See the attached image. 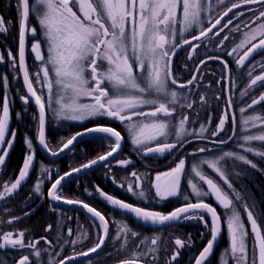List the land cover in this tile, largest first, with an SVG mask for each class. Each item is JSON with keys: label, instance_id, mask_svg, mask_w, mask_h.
Listing matches in <instances>:
<instances>
[{"label": "snow or ice", "instance_id": "snow-or-ice-1", "mask_svg": "<svg viewBox=\"0 0 264 264\" xmlns=\"http://www.w3.org/2000/svg\"><path fill=\"white\" fill-rule=\"evenodd\" d=\"M215 2L221 7V11L213 16L212 13L216 9L212 6V0H16L18 60L10 50L8 59L12 62V67H18L23 73L27 95L21 96V101L27 105L34 99L38 107V117L34 118L38 119L39 124L37 137L39 145L50 150L51 155L56 156L65 149H69L78 137L86 134L98 135L102 142L104 140L109 142V150L106 154L59 175L51 183L47 192V197L52 201L79 205L91 214L94 222L99 221L97 225L101 229L99 239L87 251L80 252L79 256L88 257L103 248L108 239L109 220L96 208L81 200L64 198L60 191L62 182L83 169H90L99 162L113 157L114 153L121 148L124 137L113 127L95 126L72 135L61 143L58 150H51L45 138L46 111L51 110L57 119L77 122L97 117L112 118L121 123L127 122L125 127L131 137L132 145L141 150L145 156L171 152L180 146L186 137L193 134L200 139H206L204 133L207 129L203 124L196 133L187 128L190 120L195 123L199 113L190 117L187 112H178L179 109L193 108L192 102L188 99L187 90L189 86L195 87L198 77L193 74L187 82L181 81L175 74L173 57L184 45H190L191 52L188 59H192V53L201 47V43L193 44V41H203L207 46V42H210L212 38L221 37L225 29H228L231 34H240L238 42L226 52L227 56L233 57L238 68H244L254 54L264 53V0H215ZM74 8L77 11H74ZM237 9L240 11H235ZM248 13L252 15L247 20H241ZM30 16H35L37 19L41 37L40 40H35L31 44V52L35 54V60L41 62L40 71L35 74V81L43 83L47 90V98L42 92L38 94L26 65L27 38L28 36L35 38L38 34L37 27L30 23ZM205 19H207V26L204 23ZM177 24L180 25L179 29ZM194 28H199V32L187 37L185 34ZM7 31L6 21L0 16V33L6 34ZM204 38L207 40L205 41ZM229 40L230 36L225 34L217 42V46L222 48L224 42ZM42 43L46 46V55L41 53ZM208 59L219 60L223 65L225 84H227L228 79H231L229 63L219 56H210ZM2 62L4 57L0 54V63ZM206 63V60L200 61L199 65ZM257 68L264 70V61L253 60L248 66L245 75L249 79L245 89L240 92L242 99L250 97V102H246L239 108L242 117L239 138L243 142L238 144V147L242 149V152L224 151L219 156L201 159L192 165L191 173L206 184L208 189L205 191L198 183L193 182V179H188L191 193L197 198L196 202H186L172 212L163 214L114 198L112 195L105 194L99 187L96 189L99 195L114 208L132 214L144 223L165 225L181 220H200L205 223V227H208L207 222L204 221V214H209L212 221V226L209 228L210 239L195 258V264H205V261L213 254L223 231L221 214L203 200V197L209 195L214 196L224 210V227L229 236V246L222 250L227 259L218 256L217 264H264V225L260 223L264 213L257 216L255 205L243 202L239 192L233 191L234 199L230 198L229 193L202 167L207 165V168L219 176L228 189H233V184L222 162L231 159L259 170L258 164L244 154L264 158V108H257L264 103V91L259 95H253L256 88H264V71L253 75ZM201 70L198 66L195 71ZM217 83L219 84L220 81ZM232 83L235 84V80H232ZM7 85L6 76H0V86L7 87ZM215 98L220 99L218 95ZM199 99L202 105L208 102L204 95H201ZM233 107L234 101L229 97L216 129L211 132L212 137H218L225 130V125L231 121L232 135L228 139H213L211 143L226 144L237 135V118L232 112ZM145 108L148 110L145 111ZM249 110L253 111L245 116L244 114ZM19 116L18 113L17 117ZM10 118V100L5 95L3 104L0 106V166L5 165L8 150L13 146L16 136L15 131H12L11 137L8 138ZM252 129H259V131L253 132ZM170 137H174V140H170ZM253 142H259L260 147H256ZM25 149L26 159L19 172V178L10 185L3 186L0 199H4L5 194H13L14 190H17L29 176V169L34 159L32 155L34 143L27 136ZM198 152H212V149L200 147ZM131 163L130 159L118 161L119 165L125 167ZM42 171L47 170L42 169ZM185 174L186 161L183 158L176 163L175 167L156 173L151 183L156 197L163 201L180 194L181 180ZM130 175L135 178V188L133 181H129L126 190L134 196L147 199L144 190L136 191L142 187L141 182L144 177L136 171L131 172ZM34 191L38 196L42 195L39 183L34 186ZM184 199L188 201L189 198L185 196ZM237 201L241 202L239 207ZM241 209L250 224L251 240L248 239L249 232ZM51 210L57 211L55 208ZM30 214L25 212V215ZM18 219L20 217H15L8 223L11 224ZM55 227L58 228L60 225L57 224ZM116 227L114 240L122 241L119 249H126L129 246V238L140 235L123 222ZM53 228V224H47L45 231L50 232ZM68 235H72L71 228L68 229ZM82 235L85 239L87 238V234ZM24 237V231L2 233L0 249H32L38 264L42 250L37 245L41 240L45 243L50 241L47 237H41L39 240L26 242ZM57 240H60L59 233H57ZM159 241V236L150 240L141 239L139 243L133 245L131 255L120 259L118 264H140L141 261L146 264L145 258L150 253L155 257ZM78 242L81 241H72L73 244ZM174 244L175 248L169 264L178 260L181 249L186 245L191 246L192 240L190 236L187 241L176 238ZM141 245L144 246L140 247ZM73 259L75 257H68V260ZM18 264H32V262L28 255H22ZM49 264L53 262L49 261ZM54 264H66V261L61 259Z\"/></svg>", "mask_w": 264, "mask_h": 264}, {"label": "trees", "instance_id": "trees-1", "mask_svg": "<svg viewBox=\"0 0 264 264\" xmlns=\"http://www.w3.org/2000/svg\"><path fill=\"white\" fill-rule=\"evenodd\" d=\"M0 15L6 21V25L8 31L6 34L0 35V50L4 57V62L0 63V76H6L8 85L7 87L0 86V99L7 95L10 100V114H11V128L16 131V139L14 146L9 153L6 163L3 167L2 173L0 174L1 181H9L17 178L18 173L22 167L26 149H25V137L29 132H33L34 125L31 121V117L37 113H35L34 107L31 103L27 105L24 104L20 97L26 95L20 78L18 76L17 67H12V62L8 60V51L16 56L18 49V11L16 8V0H0ZM32 21V25L37 27V40H40V29L37 23V19L35 16H30V23ZM191 36V35H190ZM188 36V37H190ZM206 41L207 38H204ZM203 42V41H202ZM201 43V42H196ZM27 65L28 70L30 72V78L33 80V84L39 86V83L35 81V74L40 71L41 62H35L31 59V55L28 54L29 50V36L27 38ZM43 45L44 55H46V46ZM189 45L184 46L178 53L175 55L173 60L174 71L176 70V60L177 57H181L182 52ZM210 56H219L225 61L229 63L230 68V77L228 79L227 84H225V74L223 72V65L219 62V60H209ZM206 60L207 63L201 65V71L197 73L198 80H200V72L204 69H208L214 75V78L209 75L208 77L203 78L204 82L212 83V80L220 78L218 87H220V91L216 90L211 92L209 96L211 108L209 112L205 116H201L196 119L195 123H192L191 120L187 125L189 131H194V133L199 132L200 125L203 124L207 131L204 133V137L206 139H200L197 135L193 134L188 137L182 144L178 146L175 150H173L170 154L165 156L164 158L154 159L153 157H141L135 158L130 153L129 149H133L134 145H132L131 140L127 137V146L122 152V159H130L133 161L131 165H128L125 168L115 167L112 163H108L107 165L101 167L100 169L78 179L67 183L60 191L64 198L73 199V200H81L91 207L96 208L103 215H105L106 219L109 220L110 229L114 230V235L117 231V225L123 222L126 224L131 230L139 233L140 235L136 238H129V246L126 249H119V246L122 241H115L114 237L109 239V243L104 251L95 256L92 259L83 261L79 264H115L118 263L120 259L127 258L131 255L133 250V245L139 243L141 239H144V234H154L159 233L161 231H171L168 232L172 236H182L187 235L186 233H192L193 228L189 223H181V224H171L169 227L158 228L155 230L153 228L144 227L135 222L134 219L122 212H118L116 209L111 207L102 201L97 195V187L102 190L107 195H112L114 198H118L127 203L133 204L135 206H139L141 208L151 209V210H159L162 213H170L179 206L184 205L186 202H196L197 198L191 193V188L188 185V179H193V182L198 183L199 186L203 187L205 191L207 188L194 174L191 173V167L193 164L198 163L201 159L212 158L214 156L221 155L224 151H234V152H242V149L238 147V144L243 141L240 140V127H242V117L239 112V108L244 106L246 102H250V97H244L243 99L240 97V92L243 91L247 85L248 77L245 75V70L252 63L253 60H257L256 57L250 59L244 68H238L231 62L222 51H212L202 55V57H197V65L194 69L193 74L196 73V68L199 65L200 61ZM257 73L254 72L253 75ZM192 74V75H193ZM42 77V73H40ZM191 75V76H192ZM191 78V77H190ZM189 78V79H190ZM188 79V80H189ZM187 80V81H188ZM232 80H235V84L232 85ZM186 81V82H187ZM224 83V84H222ZM200 84V83H196ZM195 84V85H196ZM34 85V87H35ZM232 85V86H231ZM194 87L189 86L187 92L191 91ZM36 89V88H35ZM227 89V91H225ZM264 88H256L253 95H259ZM219 96L220 99L217 100L215 97ZM231 97L234 101V107L232 112L235 114L237 118V135L234 136L228 143L222 145H215L211 143L213 139H228L229 136L233 133V125L231 121L226 124L225 130L219 134L218 137H212L211 132L214 130L216 124L218 123L220 116L222 114L223 108L226 106V100ZM258 109L264 108V103L257 106ZM148 110L147 108L144 109ZM179 111V110H178ZM253 110H249L248 113L244 115H249ZM20 114L19 118L17 114ZM211 114V115H209ZM48 115V110L46 111V118ZM38 116V115H37ZM76 123L74 121L64 122L61 129H64L67 133V136H72L75 133L81 131L82 129L89 128L91 126L104 125L111 126L115 128L117 131H120L122 136L126 133L119 123H114L108 119V117H99L96 119H91L86 121L82 125H72ZM209 123V125H208ZM48 126V119H47ZM253 132L259 131V129H252ZM247 134V133H244ZM170 140H174V137H170ZM126 141V140H125ZM256 147H260L259 142H253ZM108 141H101L100 138L88 139L82 142L78 147H76L71 154H67L64 157L60 158L56 161H50L46 159L43 154L38 150L36 152V164H35V173L39 170V177H31L28 179L19 189V191L11 198L10 200H15L16 202H21L26 200L28 197H32L35 195L34 186L39 182H41L43 178L44 172L42 171L45 168L48 172H50V182L52 183L59 175H62L68 171H70L74 167H79L84 163L89 162L101 154H105L108 149ZM200 147H207L212 149V152L199 153L198 149ZM38 149V148H37ZM35 148V150H37ZM74 152V153H73ZM141 150H137L136 153H140ZM195 153V155H193ZM172 154L174 156L172 157ZM248 155V158L253 160V162L258 164V169H252L250 166L243 165L240 162H234L231 159H228L224 163L225 170L229 172V178L231 183L233 184V189H228L227 185L223 184V181L220 180L219 176H217L211 169L207 168V165H203V170L211 176L216 182H218L222 188L227 191L230 195V198L234 199L232 195L233 191L239 192L241 197L243 198V202L248 203L249 205H255V213L257 216H261V213H264V158H258L251 154ZM181 158L186 161V174L181 180V190L180 194H178L175 198L167 199V200H159L154 195L151 184V175L162 168H167L173 166L176 162H178ZM119 170L125 172L126 174H130L132 171H136L141 174L144 179L142 180V188L146 192L147 199H140L137 196L130 194L123 187H120L115 183V180H120L116 178V175L119 174ZM240 174L237 175L236 173ZM112 177L114 179H112ZM46 178V177H45ZM47 191V184H42L41 193L39 195V200H42V203L36 213L32 216V220L45 219L44 214H41L40 211H44L52 214V210L49 207L55 208L66 216L70 217L67 225H64V222L60 223L61 232L55 231L53 233L47 232L41 235H37L36 238L47 237L50 243L46 244L44 241H41L38 248L42 250L41 257L39 258L38 264H49V261H52L53 264L55 261L64 259L68 256L80 253L82 251H87L91 246H88L85 242V238L82 234H86L85 230H87L91 236L95 234V227L97 225L85 214L79 211L67 210L64 208H59L56 206H50L47 202V197L45 195ZM91 193V194H89ZM188 196V201H185L184 197ZM159 200V201H158ZM204 202L211 204L213 207L215 203L211 195L203 197ZM237 206L239 207L241 202L237 201ZM17 203L12 204L13 208H15ZM217 212L221 214V223L223 227L222 234L217 242V245L214 249L213 254L209 257L208 260L205 261V264H217V257L220 256L223 259H227V256L222 251L229 246V236L227 233L226 227H224L225 217L224 210H221L219 207H215ZM242 212V209H241ZM242 217L246 228L248 229L249 235L248 239H252L251 231L249 230V224L246 219V214H243ZM57 220L59 218L57 217ZM34 223V221H33ZM261 225H264V216H261L260 219ZM64 225V226H63ZM72 229V235L68 237L66 234V229ZM57 233H59L60 240H57ZM157 236V235H156ZM160 237V236H159ZM193 244L191 247L185 248L180 252L177 261H172L171 264H194L195 258L198 257L199 253L203 250V248L207 245L208 240L210 239V232L203 234L201 239L193 237ZM67 239V241L65 240ZM77 240L81 241L73 244L72 241ZM66 241V242H65ZM67 243L73 244L75 247H80V249H74V252L70 253L66 245ZM163 246H168L167 242L164 241L162 237H160V241L157 245L158 251L156 254L161 252V248ZM142 247V246H141ZM47 249V251H43ZM119 249V251H118ZM137 251V249H135ZM155 254V255H156ZM169 254V253H168ZM165 258L163 264H169V259ZM22 255H28L32 264H36L37 258L33 255L32 249H0V262L2 264H16ZM146 264H153V262H149L147 258H145ZM144 263V261H141Z\"/></svg>", "mask_w": 264, "mask_h": 264}, {"label": "rangeland", "instance_id": "rangeland-1", "mask_svg": "<svg viewBox=\"0 0 264 264\" xmlns=\"http://www.w3.org/2000/svg\"><path fill=\"white\" fill-rule=\"evenodd\" d=\"M212 6L216 9L215 12L212 13V15H216V13L220 12L221 11V7L220 6H217L216 5V2L215 0H212ZM17 8V7H16ZM74 11H77L76 8L73 9ZM235 11H240L239 9L235 10ZM79 14V13H78ZM230 16L232 14H229ZM252 13H248L247 16L245 17H242L241 20H247L249 16H251ZM1 16V15H0ZM178 18H179V13H178ZM227 18H225L226 20ZM205 26H207V19H205ZM223 23V21H222ZM237 23H239V21H237ZM31 24H32V21H31ZM7 27V25H6ZM180 25L177 24V28L179 29ZM219 27V26H218ZM230 28L232 27L231 25L229 26ZM241 27L243 28V24H241ZM8 29V28H7ZM199 28H194L192 31H190L189 33H186L185 35L188 37L190 35H193V34H196L199 32ZM245 31H247V29H244ZM215 31V30H214ZM4 33H0V35H3ZM225 34H228L230 36V40L229 41H225L224 42V47H218L217 46V42L221 39V37ZM211 35V34H210ZM37 37L38 35L33 38L31 36H29V50H28V54L31 55V59L34 60L35 62H38L39 61H36L35 60V54L31 52V44L37 40ZM221 37H215V38H212L210 40V42H207V46H205V43L204 42H201V47L198 48L196 50L195 53H192V59H188V56L191 52V46L189 45L181 54V57H177V60H176V70H175V74L176 76L183 82H186L190 77L191 75L193 74L194 72V69L198 63L197 61V57H202V55L206 54V53H209V52H212V51H222L225 53L226 55V52L228 50L231 49L232 46H234L235 43L238 42V39L240 37V34L237 33V34H231L229 33L228 29H225V32L224 33H221ZM178 39H180L178 37ZM19 40V38H18ZM196 43V42H195ZM193 43V44H195ZM250 46V45H249ZM18 50V49H17ZM41 53L44 55V51H43V45L41 47ZM0 54L1 53V50H0ZM235 55V54H234ZM16 56H17V53H16ZM226 57L234 63V65L237 67L236 63H235V60L233 59V57H229L226 55ZM256 57L257 60L259 61H264V53H256L253 55L252 58ZM175 58V57H174ZM251 58V59H252ZM9 60V59H8ZM10 61V60H9ZM247 63V62H246ZM186 65V67H185ZM198 67V66H197ZM17 71H18V67H17ZM257 73L256 74H259V72L261 71H264L260 68H257L256 69ZM209 75H211L212 77L211 78H214V75L211 73L210 70L208 69H204L202 72H200V80H198V83L200 84H196L195 87L187 92V95H188V99L190 102H192L193 104V108L192 109H179L178 112L180 113H184V112H187L190 117L192 116H195L196 113H199V117L201 116H205L210 108H211V104H210V100H209V96L213 91H220V87L217 86V81L220 79V78H217V79H214L212 80V83H207V82H204V79L205 77H208ZM224 84V83H222ZM35 85V84H34ZM233 85V83H232ZM231 85V86H232ZM35 88L38 92V94H40L41 92L45 95V98H47V90L46 88L44 87L43 83H39V86H36L35 85ZM201 95H204L206 97V100L208 101L206 105H202L201 102H200V96ZM5 97V96H4ZM4 97L2 98V100L0 99V106H2L3 104V101H4ZM87 102V101H85ZM226 107V106H225ZM225 107L223 108V111L222 113L224 112L225 110ZM36 113V112H35ZM211 115V114H209ZM34 117H38L37 114L33 115L31 117V121L33 122V125H34V130L33 132H29L26 134L27 137L31 138V140L33 141L34 143V150L32 152V155H33V164H32V167L29 169V176L26 178L25 182L30 179L31 177H39V170L37 171V173H35V164H36V152L38 151V128H39V124H38V119H35ZM222 117V114L220 116V118ZM99 118V117H97ZM47 119H48V126L46 128V141L48 142V144L50 145V149L51 150H58L61 146V143L63 141H66L68 138H70V136H67V133L65 132L64 129H61V127L64 125L63 123L64 122H70V120H63V119H57V117L55 116V114L51 111V110H48V115H47ZM96 119V118H94ZM109 120L111 121H114V123H119L121 125V127L123 128L124 132L126 133V136L123 135L124 139L126 140L125 141V147L124 149L128 146H127V137L130 138L131 140V137L129 136L127 130H126V127H125V123H121L120 121L118 120H115V119H112V118H108ZM88 120H91V119H87V120H84L83 122H77V121H74L76 123H73L72 125H82L84 124L86 121ZM218 124V123H217ZM216 124V125H217ZM209 125V123H208ZM226 126V125H225ZM92 127V126H91ZM86 129V128H85ZM216 129V126L214 128V130ZM84 130V129H82ZM81 130V131H82ZM213 130V131H214ZM12 131H15L11 128V118H10V131H9V134H8V138L11 137V132ZM80 132V131H79ZM16 133V131H15ZM78 133V132H77ZM76 134V133H75ZM93 138H100L99 136H94V137H89L83 141H81L79 144H77L74 148H72V150L68 153V154H71L72 151L78 147L82 142L88 140V139H93ZM15 139H16V136H15ZM14 143H15V140H14ZM14 143H13V146H14ZM108 145H109V142H108ZM13 146L11 147V149L8 150V155L9 153L11 152ZM35 148L37 150H35ZM123 149V151H124ZM129 149V148H128ZM109 150V147L108 149L106 150V152ZM138 150V148L136 146H134L133 149H129L130 153L133 155V157L135 158H141V157H153L154 159H160V158H164L165 156H167L168 154H170L171 152H166L165 154L163 155H153V154H149L147 156L143 155L142 151L140 153H136V151ZM122 151V152H123ZM105 152V153H106ZM74 153V152H73ZM104 154V153H103ZM101 154V155H103ZM100 155V156H101ZM123 157V154L121 153L118 158H115V160H113L111 163L113 166L115 167H121V168H125V166H121L118 164V161L120 160H129V159H122L120 157ZM174 156V154H172V157ZM8 157V156H7ZM6 157V159H7ZM99 157V156H97ZM96 158V157H95ZM94 158V159H95ZM26 159V155H25V158H24V161ZM24 161H23V164H24ZM179 162V161H178ZM176 162V163H178ZM133 163V161H132ZM131 163V164H132ZM176 163L173 165V166H170V167H167V168H162L161 170L153 173L151 175V183L152 181L154 180V177H155V174L158 173V172H163V171H167L169 170L170 168L172 167H175ZM23 164H22V167H23ZM129 164V165H131ZM128 166V165H127ZM126 166V167H127ZM3 166H0V174L2 173V170H3ZM21 167V169H22ZM20 169V170H21ZM45 169V168H43ZM119 174L116 175V178L120 179V180H115V183L117 185H119L120 187H123L125 190L127 188V183L129 181H133V187L135 188V178L132 177L130 174H126L125 172L119 170ZM20 172V171H19ZM44 172V176L41 180V182L39 183L40 186H42V184H47V191L45 193L46 197H47V192L51 186V182H50V177H51V174L50 172L48 171H43ZM133 172V171H132ZM131 173V172H130ZM46 177V178H45ZM125 177H127V179H125ZM19 178V173H18V176L16 179ZM58 178V177H57ZM9 180V181H1L0 180V192H3V186L4 185H10V183L12 182H15V180ZM112 179H114L112 177ZM23 182L22 185L25 183ZM54 182V181H53ZM202 182V181H201ZM203 183V182H202ZM142 184V182H141ZM21 185V186H22ZM66 185V184H65ZM63 185L62 188L65 186ZM123 185V186H121ZM203 185L206 186L207 188V185L203 183ZM18 187L17 190H14L13 194L11 195H7L5 194V198L4 199H0V234L2 233H5V232H13V233H16V232H19V231H24L25 232V241H29V240H39V238H36L37 235H41L43 233H47L45 231V227L47 224H53L54 225V228L52 231H50V233H53L55 231H58V232H61V228L60 227H55V225L59 224L61 222H64V225L66 226L68 221L70 220V217L69 216H66L64 213H62L61 211L57 210V211H52V214L47 213V212H44L43 210L40 211L41 214H44V218L45 219H41L39 221V219H35V220H32V216L36 213V211L38 210V208L40 207L41 203H42V200H39V196L35 193V195L32 197H28L26 200H23L21 202H16L15 200H10L11 198H13V196L19 191L20 187ZM150 187H151V184H150ZM61 188V189H62ZM142 188V187H141ZM141 188L139 189H136V191H140ZM152 188V187H151ZM154 194H155V190L154 188H152ZM208 190V189H207ZM131 194V193H130ZM97 195L98 197L104 201L106 204L110 205L111 207H113L108 201H106L104 198H102L99 193L97 192ZM156 197V195H154ZM138 197V196H137ZM176 197V196H175ZM175 197H169L168 199H171V198H175ZM211 197L213 198V201L215 203V206L214 207H219L221 210H223L220 205L218 204V202L216 201L215 197L211 195ZM157 199H159L158 197H156ZM141 199V198H140ZM160 200V199H159ZM158 200V201H159ZM48 202V200H47ZM14 203H17L15 208H13L12 204ZM49 203V202H48ZM50 204V203H49ZM50 206H53L50 204ZM114 208V207H113ZM49 209H52V207H49ZM116 209V208H114ZM117 210V209H116ZM148 210V209H146ZM151 210V209H149ZM118 212H120L119 210H117ZM152 211H159V210H152ZM25 212H29L31 213L30 215H25ZM160 212V211H159ZM121 213V212H120ZM162 213V212H161ZM163 214H166V213H163ZM15 217H20V219L18 220H14L13 223L9 224L8 221L9 220H12L13 218ZM57 217L59 218V220H57ZM128 217V216H127ZM130 218V217H129ZM34 221V223H33ZM204 221L207 222L208 224V227H205V223L200 221V220H181V221H178V222H175L174 224L178 225V224H181V223H189L193 228L192 229V233H186L187 235H182V236H172L171 234H169L168 232H171V231H161L159 233H154V234H144V237L145 238H148L149 240L153 237H155L156 235L157 236H160L164 239V241L167 242L168 246H163L161 248V252H159L158 254L155 255V257H153V255L150 253L146 258L149 262H153V264H163L165 258L167 257V254H168V259L170 261V257H171V254L173 252V249L175 248V244H174V240L176 238H180L184 241H187L189 236H193V237H196V238H199L201 239L200 236H202L203 234L205 233H208L209 231V228L212 226V222L209 218V216L207 214H204ZM136 222V221H135ZM137 224H139L138 222H136ZM222 224V223H221ZM249 224V223H248ZM63 225V226H64ZM140 225V224H139ZM170 226V225H169ZM168 226V227H169ZM163 228V227H162ZM167 228V226H166ZM155 230H158V228H153ZM249 230L251 231L250 229V224H249ZM86 234H87V238L85 240L86 244L88 246H91L96 240L99 239V236H100V230L99 228H96L95 227V234L94 236H91L90 233L85 230ZM67 237H68V229H66V234H65ZM114 230L110 229L109 230V237H108V240H107V243H106V246L105 248L107 247L108 243H109V239L111 237V241H112V238L114 237ZM67 241V239H65ZM191 240H192V244H193V238L191 237ZM43 241V240H41ZM48 244V243H46ZM191 244V246H192ZM142 247L144 245H141ZM140 246V247H141ZM191 246H188L186 245L183 249L185 248H188V247H191ZM66 248L67 250L70 252V253H74V252H79V251H74V249H80V247H75L73 244L71 243H67L66 245ZM104 248V249H105ZM5 249H9V248H5ZM24 249H28V248H24ZM104 249L102 250V252L104 251ZM181 249V251L183 250ZM20 250H23V249H20ZM137 251H139V249H137ZM180 251V252H181ZM101 252V253H102ZM100 253V254H101ZM19 262V260H18Z\"/></svg>", "mask_w": 264, "mask_h": 264}, {"label": "water", "instance_id": "water-1", "mask_svg": "<svg viewBox=\"0 0 264 264\" xmlns=\"http://www.w3.org/2000/svg\"><path fill=\"white\" fill-rule=\"evenodd\" d=\"M230 14H231V13H230ZM195 42H197V41H193V43H195ZM27 46H28V45H27ZM184 46H186V45H184ZM184 46H183L182 48H184ZM182 48H180L179 50H181ZM27 49H28V47H26V65H27ZM179 50H178V51H179ZM17 53H18V50H17ZM177 53H178V52H177ZM174 57H175V56H174ZM174 57H173V60H174ZM17 60H18V56H17ZM27 67H28V65H27ZM199 67H201V65H200ZM197 73H198V72L196 71V73H195L196 76H197ZM18 76H19V78H20V81H21V84H22V88H23L25 94L27 95V89H26V86H25V84H24V82H23V73L19 70V68H18ZM29 103H31V105L34 107V109H35V111H36V113H37V115H38V107L35 105V103H34V99L30 100ZM97 126H104V125H97ZM92 127H95V126H92ZM92 127H89V128H92ZM110 127H111V126H110ZM46 128H47V118H46V126H45V138H46ZM86 129H88V128H86ZM84 130H85V129H84ZM84 130H82V131H80V132H83ZM94 136H98V135H95V134H86V135H84L83 137H78L77 141L74 142L73 145H70V146H69V149H70V150H69V149H65L63 152L59 153V154L56 155V156L51 155V151L48 150V149H45L43 146L39 145V142H38V150L43 154V156H44L46 159H48V160H50V161H56V160H59L60 158L64 157L65 155H67V154L72 150V148H74V147H75L77 144H79L81 141H83V140H85V139H87V138H89V137H94ZM124 147H125V139L122 141L121 148L118 150L117 153H114L113 157H109V159H108L107 161L99 162L98 164L94 165V166H93L92 168H90V169H83L81 172L76 173V174H73L71 177L66 178V180L62 182V186L65 185V184H67V183H69V182H71V181L78 180V179H80V178H82V177H84V176H86V175H88V174H90V173H92V172H94V171L100 169L101 167L107 165L108 163L112 162L113 160H115V158H118V156L122 153ZM105 154H106V153H105ZM103 155H104V154H103ZM96 158H98V157H96ZM96 158H95V159H96ZM79 167H80V166H79ZM47 200H48V202H49L51 205H53V206H56V207H59V208H64V209H67V210L79 211V212L85 214L86 216H88V217L94 222V218L91 217V214L88 213L86 209L82 208V207L79 206V205H75V204H73V205H68V204H64V203H62V202H55V201H52V200H51L50 198H48V197H47ZM208 204H209V203H208ZM209 205H211V204H209ZM182 206H183V205H182ZM211 206H212V205H211ZM179 207H181V206H179ZM120 212H122L123 214H125V215L131 217V218L134 219L136 222H138L140 225H142V226H144V227H148V228H162V227H166V226H169V225L175 223V222H173V223H171V224H165V225H154V224H151V223H144L143 221L136 219L132 214H128V213H125V212H123V211H120ZM207 215L209 216V218H210V220H211L210 215H209V214H207ZM211 222H212V221H211ZM94 223H95L96 225H98V224H99V221L96 220ZM97 227H98V226H97ZM98 228H99V227H98ZM99 230H100V233H101V229H100V228H99ZM109 230H110V227H109ZM108 237H109V233H108ZM107 240H108V239H107ZM107 240L105 241V245L103 246V248H102L101 250H98V253L90 254L88 257H81V256H79V253H77V254L71 255V257H75V259H73V260H68V257H69V256H68V257L64 258L63 260L66 261V264H79V263H81V262H83V261H86V260L92 259V258H94L95 256L99 255V254L102 252V250H103V249L105 248V246H106ZM218 240H219V239H218ZM216 245H217V244H216ZM215 247H216V246H215ZM214 249H215V248H214ZM16 264H18V262H17ZM115 264H118V263H115ZM140 264H144V263H143V262H140ZM194 264H195V262H194Z\"/></svg>", "mask_w": 264, "mask_h": 264}]
</instances>
